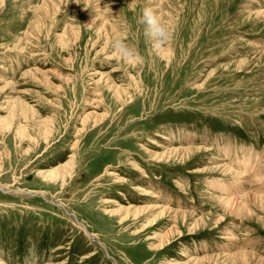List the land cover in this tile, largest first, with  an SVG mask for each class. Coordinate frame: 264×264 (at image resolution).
<instances>
[{
  "label": "rangeland",
  "instance_id": "rangeland-1",
  "mask_svg": "<svg viewBox=\"0 0 264 264\" xmlns=\"http://www.w3.org/2000/svg\"><path fill=\"white\" fill-rule=\"evenodd\" d=\"M152 2L4 0L0 264H264V0Z\"/></svg>",
  "mask_w": 264,
  "mask_h": 264
},
{
  "label": "clouds",
  "instance_id": "clouds-1",
  "mask_svg": "<svg viewBox=\"0 0 264 264\" xmlns=\"http://www.w3.org/2000/svg\"><path fill=\"white\" fill-rule=\"evenodd\" d=\"M4 0H0V7ZM159 0H153L146 5L141 12L139 23L143 26L144 37L151 41L154 47L163 51L174 38V31L162 18L158 11ZM112 54L124 62L137 64L143 62V56L139 49L131 43L126 42L119 35L111 43Z\"/></svg>",
  "mask_w": 264,
  "mask_h": 264
},
{
  "label": "bare ground",
  "instance_id": "bare-ground-1",
  "mask_svg": "<svg viewBox=\"0 0 264 264\" xmlns=\"http://www.w3.org/2000/svg\"><path fill=\"white\" fill-rule=\"evenodd\" d=\"M189 153V152H188ZM226 172V171H225ZM58 173V172H57ZM57 177V176H56ZM248 200V199H247ZM224 202V201H223ZM247 256V255H246ZM253 257V256H252Z\"/></svg>",
  "mask_w": 264,
  "mask_h": 264
}]
</instances>
